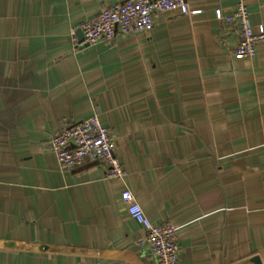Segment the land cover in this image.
Returning <instances> with one entry per match:
<instances>
[{
  "label": "crops",
  "instance_id": "crops-1",
  "mask_svg": "<svg viewBox=\"0 0 264 264\" xmlns=\"http://www.w3.org/2000/svg\"><path fill=\"white\" fill-rule=\"evenodd\" d=\"M126 0H0V264H154L129 188L172 224L180 264H264V43L234 56L216 18L239 3L187 0L150 31L75 50L72 29ZM98 111L127 175L63 169L52 135Z\"/></svg>",
  "mask_w": 264,
  "mask_h": 264
},
{
  "label": "built area",
  "instance_id": "built-area-1",
  "mask_svg": "<svg viewBox=\"0 0 264 264\" xmlns=\"http://www.w3.org/2000/svg\"><path fill=\"white\" fill-rule=\"evenodd\" d=\"M200 8L190 7L187 0H126L102 9L98 14L84 20L78 31L72 29L71 41L75 50L110 42L118 32L123 34L150 31L157 14L181 13L197 15ZM216 18L236 27L237 41L234 56L254 57L258 45L264 43V27L254 29L248 8L239 3L226 15L222 9L215 10ZM116 137L101 122L98 111L91 117L75 121L51 136L49 146L63 169H75L87 163H96L110 179L124 180L127 171L116 153ZM120 199L127 205L128 214L145 230L140 242L147 245L154 264H180V244L177 229L172 224L157 225L145 214L134 193L125 188Z\"/></svg>",
  "mask_w": 264,
  "mask_h": 264
},
{
  "label": "water",
  "instance_id": "water-1",
  "mask_svg": "<svg viewBox=\"0 0 264 264\" xmlns=\"http://www.w3.org/2000/svg\"><path fill=\"white\" fill-rule=\"evenodd\" d=\"M78 35H79V37H82L83 35H82V31L79 29L78 30ZM254 262H255V264H263L262 262H261V259L259 258V257H255L254 258Z\"/></svg>",
  "mask_w": 264,
  "mask_h": 264
}]
</instances>
